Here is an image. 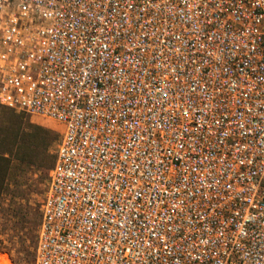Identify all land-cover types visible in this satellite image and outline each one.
Returning a JSON list of instances; mask_svg holds the SVG:
<instances>
[{
  "label": "built area",
  "instance_id": "obj_1",
  "mask_svg": "<svg viewBox=\"0 0 264 264\" xmlns=\"http://www.w3.org/2000/svg\"><path fill=\"white\" fill-rule=\"evenodd\" d=\"M0 106L61 130L34 264H264V0H0Z\"/></svg>",
  "mask_w": 264,
  "mask_h": 264
},
{
  "label": "rangeland",
  "instance_id": "obj_2",
  "mask_svg": "<svg viewBox=\"0 0 264 264\" xmlns=\"http://www.w3.org/2000/svg\"><path fill=\"white\" fill-rule=\"evenodd\" d=\"M35 126L60 136L46 150H29L26 159L19 158L20 140L27 138ZM9 130L19 134V141H7L5 134ZM60 139L56 122L0 106V264H34L37 243L34 246L32 239L39 233L42 205Z\"/></svg>",
  "mask_w": 264,
  "mask_h": 264
},
{
  "label": "trees",
  "instance_id": "obj_3",
  "mask_svg": "<svg viewBox=\"0 0 264 264\" xmlns=\"http://www.w3.org/2000/svg\"><path fill=\"white\" fill-rule=\"evenodd\" d=\"M5 135L8 142L12 141L14 144L16 140L19 141V134L17 132L13 133L9 130V133ZM59 136L60 135L53 130L43 128L42 126H35L34 131L27 135V138L20 137L21 140L18 148L19 153L17 154V156L19 158L22 157L23 159H26L27 151L29 150L31 152L38 151L39 149L46 150L47 148H49L51 143L55 142L59 138ZM37 239L38 236H34L32 239V244H34V246L37 243Z\"/></svg>",
  "mask_w": 264,
  "mask_h": 264
}]
</instances>
